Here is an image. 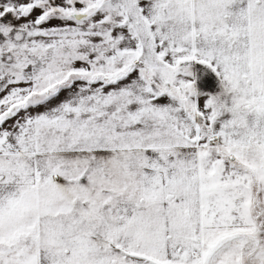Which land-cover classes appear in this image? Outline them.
<instances>
[{
    "label": "snow or ice",
    "instance_id": "1",
    "mask_svg": "<svg viewBox=\"0 0 264 264\" xmlns=\"http://www.w3.org/2000/svg\"><path fill=\"white\" fill-rule=\"evenodd\" d=\"M0 264H264V0H0Z\"/></svg>",
    "mask_w": 264,
    "mask_h": 264
},
{
    "label": "built area",
    "instance_id": "2",
    "mask_svg": "<svg viewBox=\"0 0 264 264\" xmlns=\"http://www.w3.org/2000/svg\"><path fill=\"white\" fill-rule=\"evenodd\" d=\"M193 67L192 73L196 77L197 91L199 93H204L206 90L212 88V84L216 80L214 79L213 73L202 65H195Z\"/></svg>",
    "mask_w": 264,
    "mask_h": 264
},
{
    "label": "rangeland",
    "instance_id": "3",
    "mask_svg": "<svg viewBox=\"0 0 264 264\" xmlns=\"http://www.w3.org/2000/svg\"><path fill=\"white\" fill-rule=\"evenodd\" d=\"M195 65H197V64H193L192 66H191V68H190V71L192 72V68H194L193 66H195ZM204 67V66H203ZM214 75V79H216L214 82H213V84H212V88H210L209 90H206L204 93H206V94H209V95H215L217 92H219V81H218V79H217V77L215 76V74H213Z\"/></svg>",
    "mask_w": 264,
    "mask_h": 264
}]
</instances>
